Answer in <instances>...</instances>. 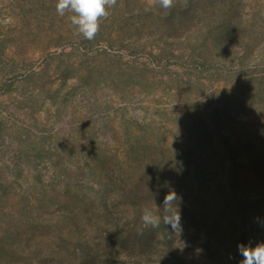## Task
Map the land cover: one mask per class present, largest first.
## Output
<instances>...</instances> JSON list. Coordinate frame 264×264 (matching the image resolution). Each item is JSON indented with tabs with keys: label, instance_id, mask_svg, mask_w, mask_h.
Listing matches in <instances>:
<instances>
[{
	"label": "rangeland",
	"instance_id": "obj_1",
	"mask_svg": "<svg viewBox=\"0 0 264 264\" xmlns=\"http://www.w3.org/2000/svg\"><path fill=\"white\" fill-rule=\"evenodd\" d=\"M56 4L0 0L9 264H238V242L264 240V0H117L91 40Z\"/></svg>",
	"mask_w": 264,
	"mask_h": 264
},
{
	"label": "clouds",
	"instance_id": "obj_2",
	"mask_svg": "<svg viewBox=\"0 0 264 264\" xmlns=\"http://www.w3.org/2000/svg\"><path fill=\"white\" fill-rule=\"evenodd\" d=\"M116 2L117 0H57L56 12L60 16H64L66 12L73 13L69 17L71 24L85 39L91 40L99 31L101 19L108 17L107 9L114 7ZM158 2L165 9L173 6V0H158ZM165 185L167 191L163 195L161 206L170 213L164 218L165 223L172 232L182 234L181 210L176 212L172 207L175 200L178 197L182 199V197L177 194L169 182L165 181L163 187ZM160 219L158 215L148 209H145L142 215L143 222L153 227L159 225ZM256 219L264 227V220ZM199 251L201 250L199 249ZM236 251L241 257L238 264H264V240L253 241L250 238L247 242L240 241L237 243Z\"/></svg>",
	"mask_w": 264,
	"mask_h": 264
},
{
	"label": "trees",
	"instance_id": "obj_3",
	"mask_svg": "<svg viewBox=\"0 0 264 264\" xmlns=\"http://www.w3.org/2000/svg\"><path fill=\"white\" fill-rule=\"evenodd\" d=\"M173 5H186L182 6L180 8V11L182 14L188 13L194 14V5H236L235 0H173ZM234 18H230L228 21V17L224 15V21H222V25H224L225 32L227 34H231L234 30L235 27L233 26L234 23L231 21ZM251 164H249V169L253 170L254 173H260V167L257 165V161L251 160ZM70 217L64 218V220L69 219ZM117 221V219L114 220V223ZM109 222V221H108ZM13 224V223H12ZM119 223L117 224V226ZM120 227V226H118ZM20 237V233L7 229L2 237L0 238V264H9L8 259L15 254L18 253V249L14 246V241ZM15 239V240H14ZM33 248V246H31ZM95 248V249H94ZM98 248L97 244L95 247H90L89 246V252L92 254L94 250ZM35 252L37 255H44L48 252H50L49 248H36Z\"/></svg>",
	"mask_w": 264,
	"mask_h": 264
}]
</instances>
